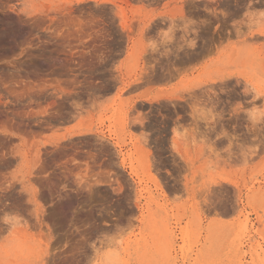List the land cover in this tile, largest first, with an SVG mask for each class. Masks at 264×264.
<instances>
[{
  "label": "rangeland",
  "instance_id": "obj_1",
  "mask_svg": "<svg viewBox=\"0 0 264 264\" xmlns=\"http://www.w3.org/2000/svg\"><path fill=\"white\" fill-rule=\"evenodd\" d=\"M0 102V264H264V0H0Z\"/></svg>",
  "mask_w": 264,
  "mask_h": 264
},
{
  "label": "bare ground",
  "instance_id": "obj_2",
  "mask_svg": "<svg viewBox=\"0 0 264 264\" xmlns=\"http://www.w3.org/2000/svg\"><path fill=\"white\" fill-rule=\"evenodd\" d=\"M4 29V28H3ZM3 29H2V31H3ZM5 31V30H4ZM8 31V30H7ZM12 34V33H11ZM11 38V37H10ZM12 38H13V36H12ZM16 39V38H15ZM18 39V38H17ZM4 41V40H3ZM42 94V93H41ZM26 95V94H25ZM35 95V94H34ZM36 99H38V98H36ZM39 102V101H38ZM1 103V102H0ZM8 108H9V106H8ZM18 110V109H17ZM20 110V109H19ZM24 110V109H23ZM22 111V110H21ZM31 112V111H30ZM35 112V111H34ZM33 112V113H34ZM0 114H1V112H0ZM29 114H31V115H28L29 117H31L33 114H32V112L31 113H29ZM36 114V113H35ZM38 114V113H37ZM6 115V114H5ZM27 115V113H26V111L25 112H22V113H18V117H19V119H17L16 118V116H15V120L14 119H10V118H2V116L0 115V132L1 133H4L5 134V136L6 135H13V136H18V137H24V135H26V136H28V135H31V133H33V134H35V132L36 131H38L39 132V130H37L36 128V130L35 129H33L34 127L32 126V125H34V126H38L40 123H35L34 121H33V116H32V118H31V120H29V118L26 120V116ZM9 116V115H8ZM37 116V115H36ZM54 116V115H53ZM57 117V116H56ZM17 119V120H16ZM143 120V119H142ZM34 122V124H32L33 122ZM41 122V121H40ZM52 122V121H51ZM51 122H49V123H51ZM139 122H141V121H139ZM141 124H143L142 122H141ZM43 125V124H42ZM47 125V124H46ZM51 125V124H50ZM40 126V125H39ZM48 126V125H47ZM46 126V127H47ZM38 128V127H37ZM39 129H40V127H39ZM42 131V130H41ZM40 131V132H41ZM38 134V133H37ZM65 136V135H64ZM11 137V136H10ZM30 137V136H29ZM6 138V137H5ZM10 140H11V138H10ZM9 140V141H10ZM6 142V141H5ZM7 143V142H6ZM5 143V144H6ZM9 143V142H8ZM11 143V142H10ZM23 143V142H22ZM28 144V143H27ZM4 145V144H3ZM7 146V145H6ZM22 146V145H21ZM33 146V145H32ZM5 159L6 158H4L3 160L5 161ZM8 159H9V157H8ZM10 160H12V159H10ZM38 160H39V158H38ZM8 161V160H7ZM9 162V161H8ZM4 163H6V161L4 162ZM1 164H3V163H1ZM41 164H42V162H41ZM4 165V164H3ZM41 168V167H40ZM42 169H43V167H42ZM43 171V170H42ZM41 171V172H42ZM44 171H46L45 170V168H44ZM49 175H50V173H49ZM57 177H58V175H57ZM41 180V179H40ZM49 195V194H48ZM47 195V196H48ZM67 204V203H66ZM70 204V203H69ZM62 206V205H61ZM61 208V207H60ZM57 209V208H56ZM65 213V212H64Z\"/></svg>",
  "mask_w": 264,
  "mask_h": 264
},
{
  "label": "crops",
  "instance_id": "obj_3",
  "mask_svg": "<svg viewBox=\"0 0 264 264\" xmlns=\"http://www.w3.org/2000/svg\"><path fill=\"white\" fill-rule=\"evenodd\" d=\"M116 5H117V7L119 8V4H117V3H115ZM140 127V126H139ZM66 129H67V127H63L62 128V130H61V133H65L66 132ZM76 133H73V134H71V135H58L59 137H60V139H61V141L63 142V143H65V142H67V141H70V140H72V139H74V138H76V137H79V136H83V135H75ZM48 136H52V135H48ZM96 136H100L101 137V135H96ZM101 138H103V137H101Z\"/></svg>",
  "mask_w": 264,
  "mask_h": 264
}]
</instances>
